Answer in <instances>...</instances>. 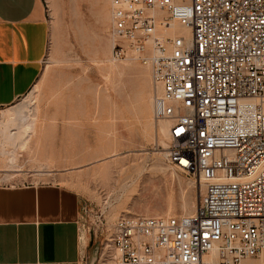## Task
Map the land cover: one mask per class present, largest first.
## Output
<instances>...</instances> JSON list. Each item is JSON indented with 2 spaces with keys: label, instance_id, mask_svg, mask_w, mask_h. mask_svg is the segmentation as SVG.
<instances>
[{
  "label": "built area",
  "instance_id": "2783aa9c",
  "mask_svg": "<svg viewBox=\"0 0 264 264\" xmlns=\"http://www.w3.org/2000/svg\"><path fill=\"white\" fill-rule=\"evenodd\" d=\"M171 22L189 33L165 34ZM110 27L114 58L130 54L151 69L154 116L170 121L166 162L204 190L190 214L100 218L95 264H240L257 256L264 0H110Z\"/></svg>",
  "mask_w": 264,
  "mask_h": 264
},
{
  "label": "rangeland",
  "instance_id": "374dc122",
  "mask_svg": "<svg viewBox=\"0 0 264 264\" xmlns=\"http://www.w3.org/2000/svg\"><path fill=\"white\" fill-rule=\"evenodd\" d=\"M42 2L49 42L41 73L24 96L0 108V122L19 105L34 111L37 136L12 142L0 135V182L54 183L77 192L86 214L82 236L86 231L92 239L100 218L191 212L180 204L197 202L202 183L166 162L168 138L161 137L166 148L156 141L164 120L154 116L151 69L130 54L114 58L110 0ZM109 65L118 68L108 72Z\"/></svg>",
  "mask_w": 264,
  "mask_h": 264
},
{
  "label": "crops",
  "instance_id": "0c3cea01",
  "mask_svg": "<svg viewBox=\"0 0 264 264\" xmlns=\"http://www.w3.org/2000/svg\"><path fill=\"white\" fill-rule=\"evenodd\" d=\"M48 42L42 0H0V108L34 86ZM82 205L54 183L0 182V264H94Z\"/></svg>",
  "mask_w": 264,
  "mask_h": 264
},
{
  "label": "bare ground",
  "instance_id": "6f19581e",
  "mask_svg": "<svg viewBox=\"0 0 264 264\" xmlns=\"http://www.w3.org/2000/svg\"><path fill=\"white\" fill-rule=\"evenodd\" d=\"M175 33H177V34H179V33L180 34H188L189 31H188V28H186L184 26H181L180 24H177L175 22H171L170 23V26L166 29L165 34L172 35V34H175ZM109 60L110 59H108L106 61H109ZM115 68L117 69L118 67L116 65H109L108 67H106V70L108 72H110L112 69H115ZM36 88H37V86H35V89ZM32 94H33V92L31 93V95ZM11 111H12V113L10 114V117L7 120H5V121L0 122V135H1L2 140L3 141H12V142H15L17 140H20V141L26 142L32 136H35L36 137L37 136V131H36L37 128H36V121H35V116L36 115H35L34 111H32L30 113L22 112V106H20V105L17 106V107H15V108H13ZM150 125H152V124H150ZM169 125H170V121L169 120H164V121H161L159 123L158 127L156 128V141H158L159 145H162L163 147H164L165 144H164V141L161 139V137H163V138L167 137L168 138V128H169ZM153 137L154 136L152 135V138ZM102 140L105 141V139L103 138V136H100V138H99L100 145L99 146H100V149L101 150H103L106 147L105 144H102L103 143ZM165 148H166V145H165ZM165 148H163V150ZM163 154H165V153H163ZM9 157H10V161H13L14 155L11 154ZM34 158H36V157H34ZM34 158L32 157V159H34ZM157 167L160 170H164L165 169L160 164H158ZM41 172H43V173H49V171H43V170ZM14 175L15 174H13V176ZM6 176H8V175H6ZM202 187H203V185L200 186V188H201V191H199L200 193H202L203 190H204V187L203 188ZM144 192H146L145 189L143 191V194H144ZM145 195L146 194H144V196ZM181 203H182V204H180L181 209L184 210V211L186 210V212H188V211H191L192 212V209H194L195 204H196V202L194 203L192 200H186V201L184 200V202H181ZM126 212H128V211H126ZM191 212H189L188 214H190ZM259 254H260V257H259L258 262H254V261H250L248 259H244V260L241 261L240 264H264V251L260 252ZM215 256H216V252H213L211 254L210 261L213 262V260L216 258Z\"/></svg>",
  "mask_w": 264,
  "mask_h": 264
},
{
  "label": "water",
  "instance_id": "95a60500",
  "mask_svg": "<svg viewBox=\"0 0 264 264\" xmlns=\"http://www.w3.org/2000/svg\"><path fill=\"white\" fill-rule=\"evenodd\" d=\"M97 253H98V246L95 247L94 252H93V262H94V264L96 263V260H97Z\"/></svg>",
  "mask_w": 264,
  "mask_h": 264
}]
</instances>
